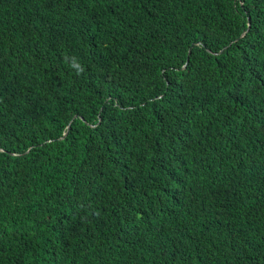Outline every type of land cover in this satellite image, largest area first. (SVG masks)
Segmentation results:
<instances>
[{"label":"trees","instance_id":"1","mask_svg":"<svg viewBox=\"0 0 264 264\" xmlns=\"http://www.w3.org/2000/svg\"><path fill=\"white\" fill-rule=\"evenodd\" d=\"M242 2L0 0V264H52L93 214L141 264L159 240L162 264H264V0Z\"/></svg>","mask_w":264,"mask_h":264},{"label":"clouds","instance_id":"2","mask_svg":"<svg viewBox=\"0 0 264 264\" xmlns=\"http://www.w3.org/2000/svg\"><path fill=\"white\" fill-rule=\"evenodd\" d=\"M249 29L250 24L248 30ZM149 178L150 186L157 194L170 192L180 182V174L173 167V165H162L159 169L151 171L149 173ZM112 217H115L112 229L109 230L106 238H101L97 233V223L100 220H105ZM118 219L119 218L114 215L93 214L84 224L77 223L75 228L76 233L80 237L90 239L91 242L89 244H81L70 237L75 241V245L71 246L65 244L63 239V243L55 241L53 245L52 264H141L140 261L137 260L138 252L134 250L135 246H138V243H135L133 246V256L123 257L118 254L119 249L123 247L125 241L124 238L120 237L116 232ZM121 225L123 224L118 226V232ZM107 240H109L111 245L120 246L116 248H109L108 245L104 244V242H107ZM161 241L162 240L152 242L154 256L157 258L156 264H162L157 253V245L161 243ZM103 250L111 253L112 256L101 255Z\"/></svg>","mask_w":264,"mask_h":264},{"label":"rangeland","instance_id":"3","mask_svg":"<svg viewBox=\"0 0 264 264\" xmlns=\"http://www.w3.org/2000/svg\"><path fill=\"white\" fill-rule=\"evenodd\" d=\"M241 1V3H242V5H243V2H242V0H240ZM248 20H249V18H248ZM179 162V158H177L176 156H174V155H170V156H168L167 158H165L164 160H163V164L162 165H176L177 163ZM119 232L121 233V234H125L126 233V227L124 226V225H121L120 227H119ZM63 242L65 243V244H67V245H75V241L74 240H72L70 237H65V238H63Z\"/></svg>","mask_w":264,"mask_h":264},{"label":"bare ground","instance_id":"4","mask_svg":"<svg viewBox=\"0 0 264 264\" xmlns=\"http://www.w3.org/2000/svg\"><path fill=\"white\" fill-rule=\"evenodd\" d=\"M130 232L132 233V232H133V229H132V230H130Z\"/></svg>","mask_w":264,"mask_h":264}]
</instances>
